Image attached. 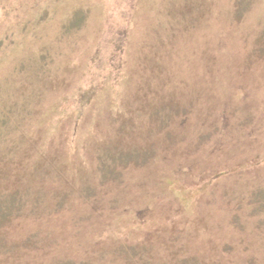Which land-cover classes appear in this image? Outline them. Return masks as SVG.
<instances>
[{
	"label": "rangeland",
	"instance_id": "1",
	"mask_svg": "<svg viewBox=\"0 0 264 264\" xmlns=\"http://www.w3.org/2000/svg\"><path fill=\"white\" fill-rule=\"evenodd\" d=\"M0 264H264V0H0Z\"/></svg>",
	"mask_w": 264,
	"mask_h": 264
}]
</instances>
